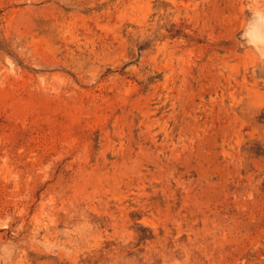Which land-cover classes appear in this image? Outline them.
Here are the masks:
<instances>
[{"label":"rangeland","instance_id":"1","mask_svg":"<svg viewBox=\"0 0 264 264\" xmlns=\"http://www.w3.org/2000/svg\"><path fill=\"white\" fill-rule=\"evenodd\" d=\"M0 264H264V0H0Z\"/></svg>","mask_w":264,"mask_h":264}]
</instances>
